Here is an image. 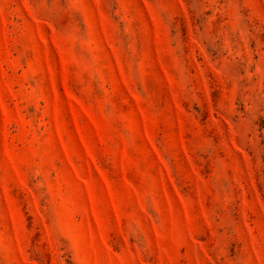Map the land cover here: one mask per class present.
Here are the masks:
<instances>
[{"label":"rangeland","instance_id":"rangeland-1","mask_svg":"<svg viewBox=\"0 0 264 264\" xmlns=\"http://www.w3.org/2000/svg\"><path fill=\"white\" fill-rule=\"evenodd\" d=\"M0 264H264V0H0Z\"/></svg>","mask_w":264,"mask_h":264}]
</instances>
